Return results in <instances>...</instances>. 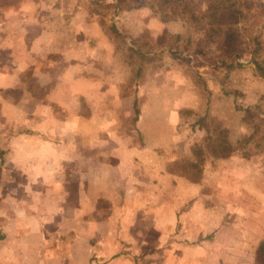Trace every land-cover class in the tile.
<instances>
[{"label": "rangeland", "instance_id": "374dc122", "mask_svg": "<svg viewBox=\"0 0 264 264\" xmlns=\"http://www.w3.org/2000/svg\"><path fill=\"white\" fill-rule=\"evenodd\" d=\"M23 11L29 37L40 25H66L60 32L63 50L73 47L68 39L75 23L95 24L91 34L102 27L110 39L107 50H114L108 58L116 63L109 80L117 84L119 95H134L146 115L138 128L133 116H125L126 104H119L123 145L151 147L142 158L152 159L157 168L149 173L143 162L139 189L131 183L118 197L111 188L113 200L89 208V234L95 235L89 243L79 240L70 228L77 224L72 209H67V216L63 209L59 216V208L50 206L55 203L46 201L41 208L45 214L39 216L41 230L28 233L19 247L23 255L12 256L10 264H91L90 259L92 264H117L118 255H132L135 250L142 251L133 257L136 264H176L182 240L159 238L157 226H172L173 235L181 236L179 232L188 225L184 219L200 215L199 211L253 220L264 233V78L253 63L250 43L252 34L260 37L262 50L257 58L264 65V0H0V20L15 25ZM117 24L118 34L111 28ZM12 27L9 40L21 39L11 50L16 59L29 38ZM139 49L148 58L141 61ZM106 54L101 60H107ZM94 71L89 70L99 73ZM28 74L30 81L36 80ZM115 76L124 80L116 82ZM89 81L91 86L102 83L98 78ZM10 96L15 99L20 94ZM91 100L92 106L101 103L93 96ZM5 115L3 110L2 123L8 119ZM10 131L1 128L0 134ZM131 198L140 203L133 207ZM225 205L229 208L224 213ZM122 216L146 219L141 222L148 225L143 239L117 238L114 233L122 229ZM154 216L159 217L156 227L147 223ZM79 223L85 233V222ZM102 231L107 238L96 237ZM212 236L204 239L213 241Z\"/></svg>", "mask_w": 264, "mask_h": 264}, {"label": "crops", "instance_id": "0c3cea01", "mask_svg": "<svg viewBox=\"0 0 264 264\" xmlns=\"http://www.w3.org/2000/svg\"><path fill=\"white\" fill-rule=\"evenodd\" d=\"M25 14V11L21 12L18 22L13 23L15 25L0 20V105L9 103L0 107V114L5 110L8 118L3 123L0 121V129L11 130L4 136L0 134V223L3 225L0 264H10L12 256L23 255L19 247L28 233L38 232L42 228L43 222L39 216L45 214L41 208L45 207L46 201L55 203L50 206L59 208L56 211L59 216L63 209H72L77 224L70 228L77 233L79 240L89 243V238L95 236L89 234V208L98 207L99 201L113 200L114 195L122 197L119 192H126L127 185L131 183L139 189V171L143 162L149 173H155L157 168L152 159L147 162L142 158L143 153L151 147L123 145L126 143L125 135L118 131L123 121L119 104H126L124 114L132 117L135 96L119 95L117 84L109 80V74H115L113 66L116 63L108 58L109 53L114 54V50H107L110 39L102 27L99 26L91 34V26L95 24L81 26L79 22L77 26L75 23L69 29L72 35L68 39L73 47L63 50L60 32L61 26L66 25H40L29 37L30 26L22 18ZM12 26L22 36L29 38L25 49L16 59H12L11 50L16 42L21 43V39L9 40ZM116 28L120 31L118 24ZM146 28L150 29L151 26L147 25ZM151 34L157 35V31L152 30ZM54 43L58 44L57 48L53 47ZM104 54L106 61L101 60ZM40 61L45 62L38 67ZM90 69L99 73H90ZM29 72L33 73L35 81H30L26 76ZM92 77L102 81L101 85L91 86L89 79ZM113 80L121 82L124 78L115 76ZM17 93L20 97L11 99L10 95ZM91 96L101 103L92 106ZM143 112L140 109L136 121L138 128H141L146 116ZM5 124L8 126L5 127ZM170 125L173 126L172 120ZM111 188L116 190L113 196ZM130 200L133 207L140 203L135 198ZM199 203L205 204L204 201ZM178 204L183 202L179 201ZM241 207L235 205V208ZM222 208L225 213V208L229 206ZM68 210L65 216L69 214ZM199 212L201 214L198 216L184 219L188 225L185 224L183 231L179 232L181 236L173 235L175 231L172 226L158 227V216L148 219L147 223L160 230L159 238L176 237L182 240L179 244L181 252H178L180 258L176 264H258L256 249L264 233L256 228V222H245L238 216L227 217L220 211L217 216L206 211ZM145 220L122 216V229H117L114 234L121 240L130 236L135 240L143 239L148 225L141 222ZM79 221L85 222V233ZM208 224L212 225L211 229L207 228ZM81 232L82 236L79 235ZM102 234L96 237L107 238L104 231ZM207 234H213V241L204 239ZM141 252L135 250L132 255H118L115 260L117 264H136L133 257ZM90 260L92 264L94 260Z\"/></svg>", "mask_w": 264, "mask_h": 264}, {"label": "trees", "instance_id": "16d2710c", "mask_svg": "<svg viewBox=\"0 0 264 264\" xmlns=\"http://www.w3.org/2000/svg\"><path fill=\"white\" fill-rule=\"evenodd\" d=\"M111 28L116 34H118L117 29L114 25H112ZM250 43L253 44V49L251 52V56H253L252 58L253 63L255 64L256 70L258 71L259 75L264 78V65L257 58L261 55V50H262V42L260 40V37L257 34H252L250 36ZM146 45L147 44L144 43L143 47H145ZM146 54L147 53H145L142 49H139L137 51V55L140 57L141 61L148 58ZM237 65L240 66V63H238ZM140 71H141V65H139L138 67V73H140ZM132 109H133V121L136 122L140 114V106L137 98H135L133 102ZM256 259L258 261V264H264V238L261 239V241L257 246Z\"/></svg>", "mask_w": 264, "mask_h": 264}]
</instances>
